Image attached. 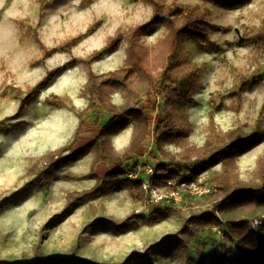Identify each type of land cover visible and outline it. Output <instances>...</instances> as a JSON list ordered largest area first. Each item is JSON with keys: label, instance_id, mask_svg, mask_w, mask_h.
I'll return each instance as SVG.
<instances>
[{"label": "rangeland", "instance_id": "obj_1", "mask_svg": "<svg viewBox=\"0 0 264 264\" xmlns=\"http://www.w3.org/2000/svg\"><path fill=\"white\" fill-rule=\"evenodd\" d=\"M165 1L169 9L175 4L200 5L209 9L213 26L209 37L219 46V49H205L194 43L187 45L192 61L199 66L206 65L201 75L202 88L194 96L195 105L188 109L193 127L191 144L204 145L211 113L224 132L240 128L247 138L255 135L257 130L264 135V42L257 39L264 32V0H251L235 10L203 0ZM152 16V8L146 3L129 0H0V124L8 127L6 133L0 131V201L3 200L0 259L30 262L36 247L40 246L46 256H75L95 264L122 263L132 253L141 257L134 264H178L172 248L179 241L187 220L218 204V200L194 199L182 208L169 207L184 215L173 213L167 220L149 226L147 221L151 214L166 207L150 205L142 187L133 197L127 189L116 186L88 204H78L65 211L70 194L93 189L97 180H104L114 170H129L137 161L154 166L163 163L152 133L130 158L100 164L95 171L97 179L89 176L93 163L90 154L74 163L61 164L53 170L46 184L30 188L21 196L16 195L33 179L34 176L26 175L33 164L71 142L79 126V119L73 113L50 107L46 100L57 96L70 99L78 110L87 107V101L81 97L87 83V71L81 64L71 68L67 65L102 50L116 33L146 24ZM79 35H86V38L71 52L57 50ZM165 36L163 26L154 27L143 41L151 47ZM38 40L53 52L44 65L33 66L41 58ZM126 49L123 42L116 51L106 53L93 64V72L101 75L120 69ZM151 64L155 73L160 74L167 68V56H152ZM55 69L59 70L52 81L34 97L29 107L20 112L24 96L15 90L26 93ZM243 86L240 113L219 108L229 105L231 92ZM157 96L153 93L143 103L147 104L145 111L152 127L163 114ZM113 100L116 104L122 103L118 94ZM108 121L101 110L90 113L75 150L92 142ZM131 125L133 122L119 123L110 128L118 153L129 145L123 135ZM119 133L121 135L115 138ZM168 151L179 152L174 146L168 147ZM263 155L264 142L241 156L238 165L242 180L252 178L257 160ZM166 165L167 172L185 177L195 169L194 163L180 167ZM220 171L219 164L199 177L210 181ZM216 215L223 222L247 220L249 226L250 222H264V208L235 205L218 210ZM218 229L223 233L221 228ZM226 242L224 234L221 237L215 228L209 229L194 240L190 257L196 264H213ZM162 243L165 249L160 246ZM227 247L232 249V244L228 243Z\"/></svg>", "mask_w": 264, "mask_h": 264}, {"label": "trees", "instance_id": "obj_2", "mask_svg": "<svg viewBox=\"0 0 264 264\" xmlns=\"http://www.w3.org/2000/svg\"><path fill=\"white\" fill-rule=\"evenodd\" d=\"M130 2H144L152 8V19L143 25L132 27L125 33L119 31L111 37L105 48L94 52L85 59H75L67 66L69 68L82 65L87 71V83L81 97L87 101V107L78 110L68 98L57 96L49 97L46 104L57 110H67L79 119L71 142L62 148L51 151L42 156L28 170L27 176H34L26 183L16 195L21 196L30 188L46 184L50 174L58 166L74 163L79 158L92 154L93 163L89 176L95 177V171L100 164L108 165L120 162L133 156L147 140L151 131V123L147 111L138 108L142 98L158 95L163 118L153 127V135L158 155L163 163L156 168L153 178L157 185H164L172 180H196L202 173L221 165V171L215 173L210 183L217 189L206 200L219 201L210 211L193 214L187 220L180 239L172 248L178 264H196L190 257V248L197 236L212 228H221L227 241L224 249L216 256L213 264H264V223L258 233H254L247 220L220 221L216 212L235 205L250 206L256 209L264 208V155L259 157L252 178L242 180L239 172L238 160L248 150L264 142V135L257 130L251 138L244 136L240 128L227 132L222 131L211 113L209 123L205 129L206 141L202 147L191 144L193 127L189 121L188 109L195 105L194 96L202 88L201 75L206 65H197L191 59L187 45L194 43L205 49H219L209 37L211 11L200 5H177L168 8L165 0H129ZM220 8L235 10L245 6L251 0H203ZM163 26L166 36L155 45L148 46L143 38L154 28ZM86 35H79L68 40L58 47V51L71 52L81 43ZM264 42V32L257 37ZM127 45L126 58L123 66L113 72L97 75L92 66L109 51H116L122 43ZM41 58L33 66L44 65L53 50L47 48L38 40ZM167 56V68L156 74L151 64L152 56ZM59 69L50 71L46 77L35 87L23 93L21 89L15 90L21 98L20 112L29 107L35 96L52 81ZM245 87L235 88L231 92L232 101L229 105H220L225 111L240 113ZM120 95L122 106L113 102L115 95ZM95 110H101L109 121L103 126L98 136L87 146L75 150L76 142L81 136L86 117ZM133 122V134L129 145L122 153L115 150L110 128L119 123ZM0 131L6 133L8 127L0 124ZM174 146L178 153L168 151ZM139 162V161H137ZM195 164V169L188 175L167 172L168 165ZM130 170V169H129ZM128 170H114L104 180H97L96 186L88 191L72 193L67 198L65 211L78 204H88L92 200L103 196L108 190L119 186L127 189L131 196L141 187L140 181L122 178ZM138 199V197H136ZM208 201V203H209ZM3 200L0 201V208ZM184 215L180 210L161 208L151 214L147 221L154 226L167 220L171 214ZM120 225V228H123ZM232 244V249L227 247ZM163 246V243L160 245ZM164 249L166 246H163ZM161 248V247H160ZM140 257L132 253L122 263L134 264ZM0 264H95L89 260L75 256H46L43 249L38 246L30 262L9 261L0 259Z\"/></svg>", "mask_w": 264, "mask_h": 264}, {"label": "built area", "instance_id": "obj_3", "mask_svg": "<svg viewBox=\"0 0 264 264\" xmlns=\"http://www.w3.org/2000/svg\"><path fill=\"white\" fill-rule=\"evenodd\" d=\"M156 168L149 163L136 162L135 165L125 174L126 179L140 181L143 192L146 194L148 203L154 206H165L182 208V205L191 200L203 199L211 195L216 187L212 186L206 177H198L193 181L172 180L164 185L154 183ZM263 221L250 222V227L254 233H258ZM215 231L223 237L220 229Z\"/></svg>", "mask_w": 264, "mask_h": 264}, {"label": "crops", "instance_id": "obj_4", "mask_svg": "<svg viewBox=\"0 0 264 264\" xmlns=\"http://www.w3.org/2000/svg\"><path fill=\"white\" fill-rule=\"evenodd\" d=\"M146 98H147V97L142 98V100H141V102H140L138 108H140V109H144V110H147V109H146L147 104H144V105H143V103H145L146 100H147ZM113 102H114V100H113ZM114 104H116V103H114ZM116 105H117V106H122V105H123V100H122V103H121V104H116ZM145 105H146V106H145ZM160 116H161V115H160ZM162 118H163V116H161V118H160L158 121H160ZM107 123H108V122H107ZM107 123H106V124H107ZM106 124H105V125H106ZM133 128H134V125H131V127L129 126V128H127L126 131H125L126 133L123 135V136H124L123 139L127 140L128 143H130V141H131L132 134H133ZM152 130H153V127L151 126V131H150L149 135H150L151 133H152V135H153ZM119 135H121V134L119 133L118 135L115 136V138L118 137ZM149 135H148V137H149ZM148 137H147V139H148ZM153 138H154V135H153ZM146 142H147V140L144 142V144H145ZM128 143H127V144H128ZM144 144L141 145V147L139 148V150L144 146ZM154 145H155V143H154ZM124 147H126V146H124ZM124 147H123V148H124ZM155 147H156V145H155ZM139 150H138V151H139ZM138 151H137V152H138ZM137 152H136V153H137ZM134 155H135V154H134ZM129 158H130V157H129Z\"/></svg>", "mask_w": 264, "mask_h": 264}]
</instances>
